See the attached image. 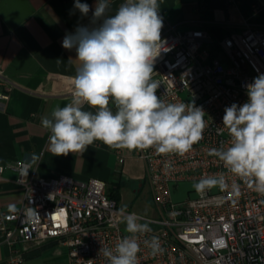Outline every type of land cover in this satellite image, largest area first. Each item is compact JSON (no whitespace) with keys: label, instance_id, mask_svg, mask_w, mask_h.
I'll return each mask as SVG.
<instances>
[{"label":"built area","instance_id":"built-area-1","mask_svg":"<svg viewBox=\"0 0 264 264\" xmlns=\"http://www.w3.org/2000/svg\"><path fill=\"white\" fill-rule=\"evenodd\" d=\"M159 15L168 50L154 64L156 94L166 103L194 101L205 111L206 128L203 139L184 156L161 155L153 148L133 151L144 164L156 212L145 218L152 231L139 237L138 264H264V195L208 154L231 142L222 122L224 109L247 102L246 85L264 74V28L245 22L239 31L213 39L203 28L177 32L160 11ZM100 22L93 23L90 17L80 26L92 28ZM12 88L0 67V100H8ZM116 153L123 163L120 149ZM24 165L31 166L24 159L0 164V183L5 172L12 171L22 193L15 214L0 209V246L8 250L6 264H23L25 252L45 242L64 249L68 264H108L103 249H114L129 234L119 214L123 206L108 195L106 182L67 175L34 178L31 169L21 179ZM220 173L228 189L198 194L188 187L185 198H173L180 183L193 184ZM233 183L239 185V195L231 194ZM29 207L38 211V219H25ZM152 236L159 238L163 253L153 256L144 245Z\"/></svg>","mask_w":264,"mask_h":264},{"label":"clouds","instance_id":"clouds-1","mask_svg":"<svg viewBox=\"0 0 264 264\" xmlns=\"http://www.w3.org/2000/svg\"><path fill=\"white\" fill-rule=\"evenodd\" d=\"M74 7L83 16L90 11L80 0H75ZM159 7L158 0H123L115 14L109 15L111 0H97L92 22L101 21L99 25L78 26L74 33H66L62 47L75 49L79 66L72 78L71 101L41 118L53 156L83 154L96 141L112 149L153 148L161 155L184 156L203 139L206 121L201 107L194 101L166 103L156 94L159 82L153 79L154 64L168 50L161 37ZM246 92L247 102L224 109L222 122L229 146L210 149L208 154L264 195V74L247 84ZM85 105L95 111L85 110ZM39 159L33 155L32 163L39 164ZM29 169L30 165L20 168L21 179ZM217 187L222 191L229 187L223 173L204 176L193 184L198 194ZM239 192V185L233 183L231 194ZM8 211L15 214L18 209L10 204ZM23 214L28 221L39 218L33 207ZM119 214L129 235L114 249L104 248L103 255L108 264H138L139 237L152 231L149 221L128 213L126 207ZM143 243L153 256L164 251L156 236Z\"/></svg>","mask_w":264,"mask_h":264},{"label":"crops","instance_id":"crops-1","mask_svg":"<svg viewBox=\"0 0 264 264\" xmlns=\"http://www.w3.org/2000/svg\"><path fill=\"white\" fill-rule=\"evenodd\" d=\"M121 1L111 0L109 15L115 14ZM74 2L0 0V67L13 84L9 99L0 100V164L24 159L30 162L34 178L67 175L77 180L108 181L112 176L110 158L117 149L96 141L83 154L53 156L47 147L49 132L41 126L42 117L72 99L69 92L79 61L75 49L63 48L62 41L66 33H74L92 17L97 0H80L90 7L87 16L74 7ZM158 3L159 11L177 32L203 28L216 39L239 31L245 22L264 28V0H158ZM85 110L95 111L87 105ZM123 150L131 154L134 151ZM123 150L120 149L121 153ZM33 155L40 157L39 164L32 163ZM15 178L14 172L6 171L0 183L1 210H8V205H18L22 200ZM118 193L120 201V189ZM47 246L56 247L53 252L58 255L64 254L61 247L50 242L26 251L23 264L28 258L32 261ZM7 255L8 250L0 246V264H6Z\"/></svg>","mask_w":264,"mask_h":264},{"label":"rangeland","instance_id":"rangeland-1","mask_svg":"<svg viewBox=\"0 0 264 264\" xmlns=\"http://www.w3.org/2000/svg\"><path fill=\"white\" fill-rule=\"evenodd\" d=\"M120 156L124 159L123 163L118 162L119 155L117 153H113L110 158L112 176L110 180L105 181L108 189H112L114 185L112 184L113 182H118L122 206L144 218H153L156 212L149 186L145 180L144 164L142 161L132 156L128 151L126 152L123 150ZM193 184H188L186 182L180 183L173 193V198L175 200L185 198L188 195L186 189L188 187H193ZM137 189H139V191H137ZM46 243L48 244L50 242L42 243L39 246ZM36 247L38 246L36 245ZM55 248L56 247L53 246L43 248L32 261L28 258L26 264H68L66 253L58 255L53 252Z\"/></svg>","mask_w":264,"mask_h":264},{"label":"trees","instance_id":"trees-1","mask_svg":"<svg viewBox=\"0 0 264 264\" xmlns=\"http://www.w3.org/2000/svg\"><path fill=\"white\" fill-rule=\"evenodd\" d=\"M118 190H119V184H118V182H117V183H115V186H114L111 190H108L107 192H108V195H109L110 197H113V198H115L116 200H119V197H118V195H119Z\"/></svg>","mask_w":264,"mask_h":264}]
</instances>
